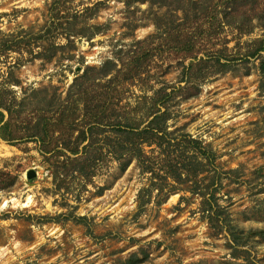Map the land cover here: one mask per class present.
Listing matches in <instances>:
<instances>
[{"label":"rangeland","instance_id":"374dc122","mask_svg":"<svg viewBox=\"0 0 264 264\" xmlns=\"http://www.w3.org/2000/svg\"><path fill=\"white\" fill-rule=\"evenodd\" d=\"M54 1L0 0V41L8 34L47 28ZM98 1L92 18L85 22L74 18L70 26L80 32L91 25L103 26L92 39L81 34L67 39L63 34L57 38L62 47L45 50L41 58L30 59L25 53L22 62L15 52L8 61L0 59V95L7 89L8 98L18 99L15 108L25 121L38 119L37 108H60L87 67H102L107 60L120 63L130 49L141 47L140 42L181 22L196 2L201 13L216 0H74L71 7L74 12ZM229 24L217 22L215 32L203 38L208 52L214 49L210 43H217L216 49L228 42L229 48L244 53L250 39L264 34V17L254 19V31L241 37L235 22ZM159 43L154 44L156 60L165 63L163 68L161 60L154 64L152 74L175 82L184 63L168 45ZM40 44L46 45V40ZM51 50L56 55L49 58ZM260 64L256 57L239 59L234 69L211 76L198 96L174 101L176 116L170 121L171 129H182L213 148L222 171L236 170L232 177L224 176L218 196L245 241L238 247L245 251L239 257L233 256L235 246L228 232L216 230L201 217V197L188 190L189 184L178 185L160 204L153 190L151 201L141 209L138 193L152 186L150 174L142 173L137 161L126 170L118 161H104L94 179L85 183L77 173L66 176L56 169L34 137L11 143L0 136V169L16 176L12 185L0 188V264H264ZM132 88L135 94L141 91L138 85ZM24 122L19 124L26 132L29 124ZM32 131L39 133L37 128Z\"/></svg>","mask_w":264,"mask_h":264},{"label":"trees","instance_id":"16d2710c","mask_svg":"<svg viewBox=\"0 0 264 264\" xmlns=\"http://www.w3.org/2000/svg\"><path fill=\"white\" fill-rule=\"evenodd\" d=\"M73 1L55 0L51 4V23L47 28L1 38L0 59L8 61L15 52L21 55L22 59L17 60L22 62L26 59L25 53L30 59L41 58L45 50L62 47L57 42L59 35L65 34L70 39L81 34L92 39L103 31L104 27L99 25L85 28L86 32L70 27L75 19L85 22L92 18L101 3L73 12ZM195 5L177 25L159 30L140 42L141 47L130 49L120 63L107 60L102 67H87L73 82L60 108L51 111L37 108L41 115L35 121L27 122L21 117L22 113L15 108L18 99L8 98L5 89L0 95V136L11 143L34 137L56 169L61 168L66 176L77 173L85 183L94 179L104 161L106 164L118 161L123 170L137 161L142 173L150 174L152 186L141 188L138 193L141 209L151 201L153 190L159 197L156 203L160 204L163 197L179 189L178 185L189 184L188 190L201 197V217L216 230L228 232L232 238L230 244L235 246L233 256L239 257L245 251L238 247L245 241L218 196L224 186V176L232 177L236 170L222 171L216 164L218 155L213 148L182 129H171L170 121L176 116L172 109L175 100L198 96L204 81L234 69L239 59L256 57L264 71V34L250 39L244 53L229 48L228 42L216 49L217 43L212 42L214 49L208 52L203 41L219 25L231 23L233 26L234 22L239 37L251 34L254 31L251 22L264 17V0H216L201 9V13L197 12V2ZM261 26L264 28V24ZM43 40L46 45L40 44ZM156 42H160L159 46L168 45L184 63L177 81L166 82L152 74L154 64L161 60L159 65L163 68L165 63L163 59L156 60ZM55 53L51 50L48 57H54ZM135 85L141 89L137 94L132 88ZM19 122L29 124L26 132L21 131ZM35 128L38 134L32 131ZM15 180V175L0 169V188L9 187Z\"/></svg>","mask_w":264,"mask_h":264},{"label":"bare ground","instance_id":"6f19581e","mask_svg":"<svg viewBox=\"0 0 264 264\" xmlns=\"http://www.w3.org/2000/svg\"><path fill=\"white\" fill-rule=\"evenodd\" d=\"M30 200L27 202V204H29Z\"/></svg>","mask_w":264,"mask_h":264}]
</instances>
